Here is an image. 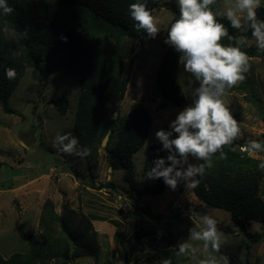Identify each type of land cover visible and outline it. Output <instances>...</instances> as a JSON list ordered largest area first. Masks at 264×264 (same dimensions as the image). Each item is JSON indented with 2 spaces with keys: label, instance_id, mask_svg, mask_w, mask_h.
<instances>
[{
  "label": "rangeland",
  "instance_id": "1",
  "mask_svg": "<svg viewBox=\"0 0 264 264\" xmlns=\"http://www.w3.org/2000/svg\"><path fill=\"white\" fill-rule=\"evenodd\" d=\"M23 2L28 5L27 0ZM223 3L220 0L218 7ZM153 14L161 21V33L155 39L146 37L142 43L131 41L132 52L122 62L129 84L120 103L121 118L143 105L153 119L146 143L133 156L137 179L148 148L159 142L155 132L168 129L178 111L192 102V90L198 86L194 77L179 65L177 81L186 105L177 107L163 97L156 76L168 46L164 39L173 18L171 0H160ZM4 36L9 55H19L22 47L14 40L10 28H5ZM250 41V45L255 43L253 39ZM40 50L39 69L26 70L8 101L15 114H6L0 106V255L8 258L30 251L27 238L41 231L40 215L43 205L50 201L58 214L69 207L85 215L97 235L100 250L97 260L84 256L68 264H104L107 260L114 264H162L164 260H171L172 264H199L200 259L214 255L200 241H190L198 249L194 256L176 253L177 243L188 238L190 227H196L197 231L205 227L199 219L203 214L213 216L224 232L227 242L220 254L227 255L230 264H264V236L257 243L252 242L229 212L198 201L193 187L181 183L175 191L166 187L159 196L139 194L125 182L121 166H112L113 157L104 148L99 150L97 167L90 169L84 158L66 155L53 147L57 133L76 137L74 120L80 85L78 76L67 71L60 53L44 47ZM250 64L246 79L229 89L225 97L242 129L243 135L237 139L240 143L232 147L240 152V146L248 140L264 141V57L251 58ZM54 68L57 71L49 74ZM51 100L59 101L66 113L57 110ZM30 133L34 134L35 143L26 147L21 137ZM251 157L261 160L264 153ZM107 182H112L115 189ZM260 195L264 200V180ZM147 209L150 214L144 211ZM248 231L252 235L264 234V224L252 221ZM150 237H156V242H148Z\"/></svg>",
  "mask_w": 264,
  "mask_h": 264
},
{
  "label": "trees",
  "instance_id": "2",
  "mask_svg": "<svg viewBox=\"0 0 264 264\" xmlns=\"http://www.w3.org/2000/svg\"><path fill=\"white\" fill-rule=\"evenodd\" d=\"M7 0L14 11L5 15L0 9V106L6 114H15L9 99L28 68L39 69L42 60L40 48L60 53L64 57L67 71L79 78V97L75 112L74 131L78 147L90 149L83 157L90 169L98 165L99 150L107 133L110 137L104 148L110 155L114 168L121 166L124 180L139 194L159 196L166 190L162 179L149 180L147 172L153 167L157 156L164 157L160 142L147 150L141 176H135L133 156L141 150L150 133L153 119L149 110L141 105L133 108L121 118L120 103L124 99L129 77L123 72L122 62L132 52L131 41L144 42L146 33L137 32L131 20L128 6L135 2L147 3L149 9L159 8L160 0ZM220 0H217L218 7ZM173 18H178V5L171 0ZM259 19H264V6L257 10ZM231 35H238L226 19ZM10 28L13 38L22 47L17 56L9 55L5 28ZM27 30V38L22 33ZM252 39L250 31L247 33ZM62 37H67L65 42ZM225 44L229 41L224 40ZM251 58H263L255 43L243 49ZM178 57L171 47L163 55L157 71V84L163 97L184 107L186 100L178 84ZM14 68L16 78L9 80L5 68ZM57 68L49 70L53 74ZM51 104L62 114L66 109L56 100ZM239 140L224 148L225 158L217 153L212 167L197 176L195 195L209 206L229 212L236 225L247 231L252 242H259L264 234L252 235L248 226L252 221L264 224V200L260 195V184L264 171L258 168L260 160L242 151L233 150ZM240 146V145H238ZM241 147V146H240ZM203 163V161H200ZM112 190L114 185L107 182ZM147 214L151 212L144 210ZM78 219V220H77ZM40 232L27 238L30 251L14 253L8 258L0 255V264H51L61 260L68 264L74 258L93 257L97 260L100 250L97 235L86 216L66 207L61 214L47 201L39 219ZM60 230V233L58 232ZM104 264H114L107 260Z\"/></svg>",
  "mask_w": 264,
  "mask_h": 264
},
{
  "label": "clouds",
  "instance_id": "3",
  "mask_svg": "<svg viewBox=\"0 0 264 264\" xmlns=\"http://www.w3.org/2000/svg\"><path fill=\"white\" fill-rule=\"evenodd\" d=\"M176 4L178 18L168 28L164 43L179 54L178 64L194 77L198 86L192 90V102L178 111L168 129L155 132V138L162 145L158 152L165 151L167 155L157 156L147 172L149 180L162 179L173 191L181 183L185 187H196L199 183L196 177H202L206 168L212 167L213 157L219 153L225 158L224 148L243 135L240 122L225 97L228 90L243 82L250 71L251 57L243 50L251 43L249 31L257 50L264 52V19L257 16L261 0H224L222 7H216L217 0H176ZM0 9L5 15L14 11L7 0H0ZM128 12L137 32L143 30L150 39L161 33V21L147 3H131ZM223 19L238 35L229 33V27L221 22ZM27 35L25 30L22 36L27 38ZM225 38L228 44L224 43ZM62 39L67 41V37ZM4 71L9 80L16 78L14 68ZM78 143V138L71 133H57L53 147L66 155L88 156L90 149H80ZM241 151L250 156L264 153V141L248 140L241 146ZM258 168L264 171V159L260 160ZM199 219L205 227L199 231L190 227L188 238L177 243L176 255L194 256L198 249L190 241H200L214 255L200 259L199 264H230V258L220 254L227 241L218 221L208 214ZM162 264L172 262L164 260Z\"/></svg>",
  "mask_w": 264,
  "mask_h": 264
},
{
  "label": "water",
  "instance_id": "4",
  "mask_svg": "<svg viewBox=\"0 0 264 264\" xmlns=\"http://www.w3.org/2000/svg\"><path fill=\"white\" fill-rule=\"evenodd\" d=\"M163 106H164V104H161L160 108H163ZM109 137H110V131L107 133V135L105 136V138L102 141V144H101L102 148L106 147L108 140H109ZM21 140L25 144L26 147H31L35 143L34 134H32V133L23 135L21 137ZM156 240H157L156 237L148 238V242H150V243H154V242H156Z\"/></svg>",
  "mask_w": 264,
  "mask_h": 264
},
{
  "label": "bare ground",
  "instance_id": "5",
  "mask_svg": "<svg viewBox=\"0 0 264 264\" xmlns=\"http://www.w3.org/2000/svg\"><path fill=\"white\" fill-rule=\"evenodd\" d=\"M197 200H198V199H197ZM198 201L203 202V201H201L200 199H199Z\"/></svg>",
  "mask_w": 264,
  "mask_h": 264
},
{
  "label": "built area",
  "instance_id": "6",
  "mask_svg": "<svg viewBox=\"0 0 264 264\" xmlns=\"http://www.w3.org/2000/svg\"><path fill=\"white\" fill-rule=\"evenodd\" d=\"M241 148V147H240Z\"/></svg>",
  "mask_w": 264,
  "mask_h": 264
},
{
  "label": "crops",
  "instance_id": "7",
  "mask_svg": "<svg viewBox=\"0 0 264 264\" xmlns=\"http://www.w3.org/2000/svg\"><path fill=\"white\" fill-rule=\"evenodd\" d=\"M198 199V198H197Z\"/></svg>",
  "mask_w": 264,
  "mask_h": 264
}]
</instances>
